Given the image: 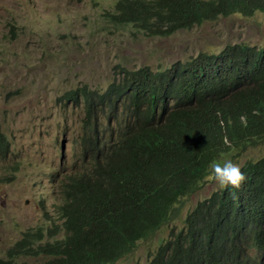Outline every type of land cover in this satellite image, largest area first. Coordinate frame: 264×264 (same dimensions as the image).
<instances>
[{"label": "trees", "instance_id": "1", "mask_svg": "<svg viewBox=\"0 0 264 264\" xmlns=\"http://www.w3.org/2000/svg\"><path fill=\"white\" fill-rule=\"evenodd\" d=\"M115 6V24L164 36L264 12V0H117ZM118 73L102 92L81 87L63 94L82 103L87 118L80 159L60 187V223L48 235L42 226L25 230L0 264H112L176 219L175 204L198 188L212 163L264 144V46L227 43L164 68L119 66ZM5 144L0 133V148ZM240 171L239 188L196 204L182 227H170L149 264H219L217 245L239 218V198L253 216L264 214V155ZM22 254L42 259L17 260Z\"/></svg>", "mask_w": 264, "mask_h": 264}, {"label": "rangeland", "instance_id": "2", "mask_svg": "<svg viewBox=\"0 0 264 264\" xmlns=\"http://www.w3.org/2000/svg\"><path fill=\"white\" fill-rule=\"evenodd\" d=\"M117 0H0V130L8 138L0 153V256L28 228L59 224L55 186L77 163L72 142L82 110L62 100L68 90L102 92L120 76L119 66L155 70L220 49L227 43L264 46V12L206 21L171 35H149L110 18ZM264 154V144L243 150L241 165ZM220 185L211 176L185 197L176 219L112 264H149V254L171 225ZM38 263L42 255H18Z\"/></svg>", "mask_w": 264, "mask_h": 264}, {"label": "clouds", "instance_id": "3", "mask_svg": "<svg viewBox=\"0 0 264 264\" xmlns=\"http://www.w3.org/2000/svg\"><path fill=\"white\" fill-rule=\"evenodd\" d=\"M62 100L65 102L71 101V100H66L64 98V96L62 97ZM72 102L76 106H79L80 109L82 110V113H83V116L81 118L80 134L72 142L73 144H76L78 146V151L74 152V155H76V153L79 154V150L82 149L81 144H80V137H81L82 132H83V128H82L83 121H85L87 118V112L84 110L82 103L74 102V101H72ZM0 133L3 136V139L5 140V143H6L3 148H0V153H2L4 155L8 149L9 141H8V138L1 132V130H0ZM241 155H239L238 157H240ZM262 155H264V154H262ZM238 157H236V159ZM260 157H258V158H260ZM258 158L248 159L246 161H255ZM75 159H76V161H77V159H80V154L78 155V157L75 156ZM236 159H233L232 161L226 160L223 163H215L214 162L210 165L211 173L208 174L206 177L212 175V177L217 181V183L220 185V187L218 189L212 191L207 197H209L213 192L216 193L220 189H225L226 187H230L233 189L239 188L240 182L244 179L243 173L240 171V168L246 161L238 166V165L233 163ZM75 165H77V163H75L73 165V167ZM69 171H67V172H69ZM65 173L63 174L60 183L53 184V186H55L53 193L57 196L56 197L57 207L61 202L60 187H61V184L64 180ZM203 180H201V182H203ZM201 182H200V184H201ZM200 184L195 191H197L200 188ZM187 196H189V195H187ZM187 196H185V197H187ZM185 197H183L174 206L177 209V212H179V213H180V209L184 205V204H181V202ZM207 197H204L203 199L197 201L196 204H198L200 201L206 199ZM237 206H238V210H239V218H238L237 222L231 228H228V229L223 231V238L219 242V244L217 245V246H219L220 244L222 245V256L217 260V262H219V264H264V214L259 215V216H253L252 214H250L248 212L247 208L245 207L244 203H243V195L239 198V200L237 202ZM59 219H60V217H59ZM164 225H166V224H164ZM164 225H162V226H164ZM182 225H183V222H182ZM182 225H177V227H182ZM49 228H52V227H49ZM49 228H47V229H49ZM160 228L158 230H156L155 232H153L151 235L158 232L160 230ZM59 236H57V237H59ZM168 236H169V232H168L167 237ZM167 237L160 239L158 245L160 244V242L162 240L166 239ZM49 239H51V238H49ZM141 240H144V239H141ZM141 240H139L138 243ZM138 243H137V245H138ZM157 246H156V248H157ZM152 253H153V251L149 254V260H150V255ZM17 260H19L18 257H17Z\"/></svg>", "mask_w": 264, "mask_h": 264}]
</instances>
